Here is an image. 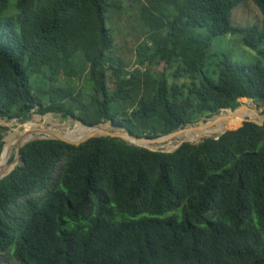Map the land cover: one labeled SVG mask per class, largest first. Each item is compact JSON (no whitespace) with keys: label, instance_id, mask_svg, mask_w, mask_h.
<instances>
[{"label":"trees","instance_id":"16d2710c","mask_svg":"<svg viewBox=\"0 0 264 264\" xmlns=\"http://www.w3.org/2000/svg\"><path fill=\"white\" fill-rule=\"evenodd\" d=\"M137 1L134 67L114 52L125 0H0V120L35 109L156 138L241 97L264 106V0H253L261 24L246 26L231 22L244 0ZM218 37L256 59L213 53ZM83 74L87 94L76 87ZM7 130L0 123V152ZM10 258L264 264V125L232 122L218 139L173 152L111 136L25 144L0 179V264Z\"/></svg>","mask_w":264,"mask_h":264},{"label":"rangeland","instance_id":"374dc122","mask_svg":"<svg viewBox=\"0 0 264 264\" xmlns=\"http://www.w3.org/2000/svg\"><path fill=\"white\" fill-rule=\"evenodd\" d=\"M125 7L127 8V10L123 11V18H121L118 22H117V27L115 28V36H116V48L114 50V52L116 54L122 55L126 58L127 61H129L131 63V65L134 64V60H135V48L137 43L140 41L139 38V31H138V25L139 22L137 20V18L135 17V9H136V5L137 4V0H125ZM137 1V2H136ZM231 22L233 25H237V26H246V25H252V24H261V14L260 11L257 7V5L254 3L253 0H244L240 5H238L237 7H235L233 9L232 12V18H231ZM143 36H145V33L143 34ZM223 41V39H221V37L218 38H214L212 40V44H211V51L213 53H217L220 54L222 52H227L229 53V55L231 56V58L233 60H238V61H246V62H251L254 61L256 59V54L254 51L246 48L245 46H243L241 43L236 44V42H223L221 44V42ZM135 67V64L133 65ZM158 67V66H157ZM152 70H157V68L155 66L151 67ZM82 77H84L82 79V81H80V85L76 86V87H80V89H82V91L87 94L89 93V89H90V84L87 80V76L85 74L82 75ZM74 79L68 80L66 81V79L62 80L63 85L64 84H72ZM76 82V80H75ZM247 102V104L249 105H256V108L258 109V111L260 113L264 112V106L256 103L252 100H248L245 98L239 99V103L240 105L243 104V102ZM227 113V112H225ZM35 114H39L36 112V110H32V112L28 115V116H32L31 120L26 121L25 123H19L18 119L19 118H13V119H3L0 120V123L2 125H6L5 122H12V126L13 128H17L19 130L20 133L24 132L26 127H24L25 124L31 123V121L34 119V115ZM26 116V117H28ZM49 117L51 119V121H46V117ZM23 118V117H21ZM40 121L39 123H32V125H35L34 129H29V130H37L38 128H41V124L43 123L46 126H52L53 124H58V126H62V124L59 122L60 117L57 115H52V114H43L42 118L39 117ZM218 119V118H217ZM204 118L200 119L197 121V123L195 124H199L200 122H204ZM48 122V123H47ZM66 124H68L66 122ZM110 124V123H109ZM112 126H122L123 128H125L122 123L120 125V123L115 122V124L113 122H111ZM55 126V125H54ZM68 126V125H66ZM105 126V125H102ZM16 131L12 132V129L8 130L5 132V135L9 133V135L7 136V138H9L10 141H14L16 138ZM76 135H81V134H77V132H75ZM83 135V134H82ZM24 136V135H23ZM23 136L21 137V139L23 138ZM170 141H166L163 145V147H168L170 146L169 143H174L176 142V138L172 137L169 139ZM160 146V145H159ZM15 148V145L13 146ZM16 151L17 149H13L11 151V153L8 156V163L9 160H12L15 155H16ZM1 164V163H0ZM3 165V164H1ZM3 264H19V262L14 259V258H10L7 262H3Z\"/></svg>","mask_w":264,"mask_h":264},{"label":"water","instance_id":"95a60500","mask_svg":"<svg viewBox=\"0 0 264 264\" xmlns=\"http://www.w3.org/2000/svg\"><path fill=\"white\" fill-rule=\"evenodd\" d=\"M242 98H245V99H248V100H252L251 98H247V97H241L240 99H242ZM240 106L241 105H239L238 107H236L234 109H232V108H224L220 112H217V113L213 114L212 116L206 118V120L204 122H200L199 124H195L197 122H194V123H186L185 126L180 127L179 129H177L175 131H172L170 133H167L165 135H160L159 137H156V138H147L145 136H138V135L133 134L128 129L123 128L122 126H118V127L112 126L111 125L112 120H107V121H104L103 120L101 123L94 124V125H89V124L83 123L81 120L76 119L75 117H72L70 115H62L59 112H49L48 114H52V115L59 116L60 117L59 122L62 125H64V126L68 125L67 127L74 126L75 124H81V125L88 126V127H97V126H100V125H103V124H108L109 125V128L112 129V130L106 131V132H101V133H93V134L90 133V134H88V135H86L84 137H81L79 139H76V140H70L68 138H65V137H62V136L56 134L55 132L51 131L50 129H47L46 127H50V126H46L45 124H44L45 127L43 125V126H41V128H38L37 130L24 131L23 134H26V133L29 132L30 133V136L28 138H26L25 140H20L19 141V143L17 144L16 155L13 158L14 159L13 160L14 164L9 169V171L0 174V179H2L3 177H5L6 175H8L20 163V156H21V149H22V147L25 144H27V143H29V142H31L33 140H38V139H56V140L65 141L67 143L79 145V144L85 142L86 140H88V139H90L92 137L111 136V137H119V138L127 141L129 144H134L136 146L149 149L151 151L173 152L176 149H178L184 142L199 143V142H202L203 139L205 138V137H202L200 139L193 140V141H191L189 139H184V138L179 139V137L177 135H178V133L180 131H183V130H185L188 127H194L195 128V127H200V126H203V125H207L208 122H209V120L213 119L214 117H216V116H218V115H220V114H222L224 112H227V111L235 112L237 109L240 108ZM254 107L256 109V105H254ZM257 112H258L257 113V118H251L248 121L254 122V123L258 124V125H264V112L263 113H260L259 111H257ZM34 116H36V117H42L43 115H41V114H35ZM31 119H32V116L23 117V118H19L18 119V122L23 124L26 121L31 120ZM66 122L68 124H66ZM12 125H13L12 122H9V124H6L5 126H7L9 128V130L12 129V130H15L16 131L17 128H13ZM228 130L229 129H223L220 132H212V133H210V135H208L206 137H212V138L218 139L222 134H224ZM8 134L4 135V137H3V146H2L1 153L6 148V145H7L6 138H7ZM172 137H175L177 139L176 142L169 143L170 146H168V147H163L164 146L163 144L166 141L169 142L170 141L169 139L172 138ZM145 142H149V143H145ZM154 145H157V146H154Z\"/></svg>","mask_w":264,"mask_h":264},{"label":"bare ground","instance_id":"6f19581e","mask_svg":"<svg viewBox=\"0 0 264 264\" xmlns=\"http://www.w3.org/2000/svg\"><path fill=\"white\" fill-rule=\"evenodd\" d=\"M258 109L252 105L249 104H243L240 106L239 109H237L235 112H230L227 111L229 113H222L220 118L217 119V117H214L213 119L209 120L207 125H203L200 127H188L183 131H180L178 133V137L179 139H189L191 141L193 140H197L200 139L201 137H206L208 135H210V133L212 132H220L223 129H229L230 124L232 122H241V121H248L251 118H257V111ZM243 117H247V118H243ZM34 119L31 121V123L25 124L24 127H26L25 131H28L29 129H34L32 127H34L35 125H32V123H39V117L34 116ZM42 118V117H41ZM239 118H243V119H239ZM46 121H51V119L47 116L46 117ZM230 122V123H229ZM48 123V122H47ZM229 123V125H228ZM5 124H9V122H5ZM41 126H43V123H40ZM55 125V126H54ZM105 126H97V127H88V126H84L81 124H75L74 126H58V124H53L50 127H46L47 129H50L51 131L55 132L56 134L68 138L70 140H76L79 139L81 137H84L90 133H101V132H106V131H110L112 129L109 128V125L107 124H103ZM45 127V125H44ZM15 130H12V132H14ZM73 132H77V134H81V135H73ZM24 132L20 133L19 130L17 129L16 132V138L14 141H10L7 140V145L6 148L4 149V151L0 154L3 155V153L6 151H12L13 149H17V144L19 143L20 140H25L26 138H28L30 136V133H26L23 134ZM83 134V135H82ZM9 135V134H8ZM24 135V136H23ZM23 136V138L21 139V137ZM145 143H149V142H145ZM15 145V148L13 147ZM157 146V145H154ZM14 159L11 160L10 163H7L6 165H1L0 164V174L5 173L7 171H9V169L13 166Z\"/></svg>","mask_w":264,"mask_h":264},{"label":"clouds","instance_id":"9594fccd","mask_svg":"<svg viewBox=\"0 0 264 264\" xmlns=\"http://www.w3.org/2000/svg\"><path fill=\"white\" fill-rule=\"evenodd\" d=\"M253 100V99H252ZM206 119V118H205ZM107 121V120H106ZM205 121V120H204ZM101 123V122H100ZM191 123H194V122H191ZM1 153V152H0Z\"/></svg>","mask_w":264,"mask_h":264}]
</instances>
